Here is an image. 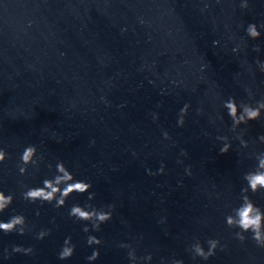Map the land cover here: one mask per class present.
<instances>
[{
	"label": "water",
	"instance_id": "obj_1",
	"mask_svg": "<svg viewBox=\"0 0 264 264\" xmlns=\"http://www.w3.org/2000/svg\"><path fill=\"white\" fill-rule=\"evenodd\" d=\"M240 3L0 0V148L8 154L0 164V190L14 197L0 221L21 214L30 229L23 236L0 232V264H88L95 248L100 254L92 264H130L120 243L132 245L136 264H264V248L251 233L240 242L234 238L239 229L225 223L241 203L243 174L264 152L257 139L264 135V112L249 122L242 148L222 107L230 96L253 105L264 97V74L255 64L264 61V29L255 40L245 33L249 23L264 24V0H247V9ZM186 103L185 123L177 127ZM217 136L228 138L227 153L219 152ZM27 145H35L43 161L21 176L17 164ZM58 161L76 180L91 183L95 207L114 205L99 232L84 233L86 222L68 217L87 193H73L61 208L22 198L24 186H41L55 175ZM161 163L163 174H146ZM249 196L264 211V192ZM42 228L51 235L35 239ZM87 235L102 244L87 246ZM68 236L74 254L61 261ZM194 238L205 251L208 239H218L224 250L193 260L186 249ZM13 245L34 252L13 254ZM148 254L150 261L141 259Z\"/></svg>",
	"mask_w": 264,
	"mask_h": 264
},
{
	"label": "clouds",
	"instance_id": "obj_2",
	"mask_svg": "<svg viewBox=\"0 0 264 264\" xmlns=\"http://www.w3.org/2000/svg\"><path fill=\"white\" fill-rule=\"evenodd\" d=\"M241 9H247V0H241ZM259 29H264V24L257 26L254 23H249L245 29L246 36L250 39H257L260 37L261 32ZM216 43L215 41L213 42ZM239 45L233 49L237 51ZM254 52L259 53V46L253 48ZM255 64L259 71L264 74V61L259 59L255 60ZM248 92L249 99H252V93L250 90ZM222 107L226 110L227 116L231 120L230 131L235 134V138L239 141L242 148H247L248 143L243 139L244 133L247 130V126L250 121H258L261 119V114L264 112V97L256 101L255 104L245 103L241 101L237 104L235 98L228 97L226 101L222 103ZM189 105L186 103L179 110L178 119L176 121L177 127H182L185 123V116L188 113ZM197 114L202 112V109H197ZM153 122L156 121L157 114L152 113ZM244 125L245 128H240ZM237 129H240L237 132ZM162 137L165 140H170L171 137L166 131L162 132ZM258 141L264 144V135H260ZM216 140L222 143L219 148L221 154L227 153L231 148V144L228 142L226 136H217ZM182 156H186L185 151H181ZM135 155V153H133ZM8 154L3 148H0V164H2ZM255 159L257 164L254 170L248 171L243 174V180L245 181L244 187L240 190L241 203L238 207L233 208L231 213L225 217L226 226L230 229H239L235 231L234 238L240 242H244L246 237L244 233H251V239L255 242L257 247L264 248V211L252 201L249 193L255 195L258 192H264V152L256 154ZM43 161V156L37 154V148L35 145H27L21 156L20 162L17 164L19 175L24 176L28 172V167L31 166L34 169H38L40 163ZM180 163L181 161H177ZM47 167L51 170L52 165L48 164ZM164 164L161 163L159 169L156 172H152L150 169H146L147 175H159L164 173ZM186 174H190L189 169H185ZM25 190L22 191V198L29 203L40 202L43 204H50L54 208L64 207L66 200L73 194H84L87 193V202L81 206L80 204H73L68 210V217L73 220V222H86L85 226L82 228L84 233H89L90 230L93 232H99L101 225L107 223L112 219V214L114 211V205L108 204L105 207L97 208L92 203H90L95 198V193L91 192V183L85 182L83 180H76L71 172L65 167L62 161H58L55 165V175L51 178H45L41 182V186L28 187L24 186ZM13 195L11 193L5 194L4 191L0 190V213H3L13 202ZM40 213L37 210L36 215ZM164 218H161L159 223H164ZM90 225V228L89 226ZM30 231L26 218L21 214H14L5 221H0V232L5 234L15 232L18 235H25L26 232ZM51 235V229H41L35 234V239L43 240ZM207 244V251L204 250L199 239L194 238V243L190 244L186 251L191 253V258L196 260L200 258L207 261L209 258L213 257L216 253V249L219 247L221 251L224 250V245L220 244L218 239H208L205 241ZM86 244L91 247L93 245H101L102 240L95 235L86 236ZM120 248L128 249L127 256L130 264H133V258L135 259V264L137 262V256L135 254V249L131 244L120 243L118 245ZM75 245L71 243V236L64 239L63 244L58 252L57 258L61 261L70 259L74 254ZM34 249L30 247H23L18 245H13L11 247V253H22L24 255H31ZM4 257H9V251L7 248L3 250ZM99 249L95 248L89 256L86 257L88 264H92L93 261L97 260L99 257ZM145 262L152 259L151 254L142 257ZM163 264V261L161 262ZM171 264H183L182 260L172 259Z\"/></svg>",
	"mask_w": 264,
	"mask_h": 264
}]
</instances>
